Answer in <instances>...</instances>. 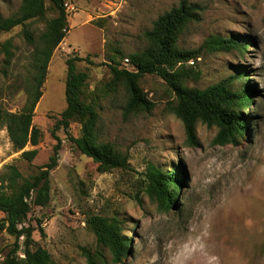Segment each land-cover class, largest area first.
<instances>
[{
  "label": "rangeland",
  "instance_id": "rangeland-1",
  "mask_svg": "<svg viewBox=\"0 0 264 264\" xmlns=\"http://www.w3.org/2000/svg\"><path fill=\"white\" fill-rule=\"evenodd\" d=\"M182 1L66 0L74 7L68 10L69 33L50 61L34 115L42 131L37 157L21 159L7 128L0 127V176L8 164H15L26 178L37 174L53 154L54 123L67 107V58L88 57L77 67L89 74L84 96L98 109L100 140L128 154L131 168L102 173L64 129L57 132L62 149L51 171V200L45 207L33 206L27 222L36 228L37 245L59 264H90L85 249L97 264H113L109 249L98 246L87 226L90 214L122 220L130 251L119 264H264V0H187L196 6L197 19L178 38L184 49H199L215 35L247 45L246 50L232 51L203 48L185 65L187 83L200 88L245 72L256 96L244 111L249 132L239 143L217 142L219 129L202 123L197 139L189 140L182 120L169 109L175 95L156 74L140 82L155 103L150 112L126 113L124 87L113 88L110 65L114 60L121 65L130 54L144 50L149 45L146 31ZM21 2L0 0V14H15ZM47 5L49 18L55 13L50 1ZM45 26L46 19L33 20L28 29L37 38ZM24 29L19 25L1 36L13 43L10 62L0 50V107L11 112L24 108L33 77L34 46ZM244 85L245 79H238L232 88ZM81 130L82 125L73 122L69 132L79 137ZM150 163L184 172L177 207L162 209L147 193ZM3 218L0 212V222ZM13 242L14 236L0 228V248ZM99 252L103 256L97 257Z\"/></svg>",
  "mask_w": 264,
  "mask_h": 264
},
{
  "label": "trees",
  "instance_id": "trees-1",
  "mask_svg": "<svg viewBox=\"0 0 264 264\" xmlns=\"http://www.w3.org/2000/svg\"><path fill=\"white\" fill-rule=\"evenodd\" d=\"M48 1L55 13L49 18ZM42 19H46L45 29L35 38L28 29V24ZM196 19V6L187 0L158 17L152 29L145 33L149 45L128 57L134 69L130 70L124 66V62L120 65L115 60V64L110 65L113 88L117 89L119 85L124 87L127 97L124 109L126 113L150 112L155 103L148 98L140 82L146 75L156 74L166 81L174 93L175 99L170 103L169 109L182 120L189 140L197 139V127L202 123L219 129L217 142L224 145L239 143L241 137L249 132V118L244 111L253 106L256 96V89L245 78V72L200 88L187 83L189 69L185 65L197 59L203 48L232 51L246 50L248 47L234 37L223 38L216 35L207 39L199 49L180 47V34ZM19 25L24 26L27 41L34 46L31 57L33 77L28 86L27 102L21 111L11 112L0 107V127L7 128L15 151H21V159L33 161L39 153L36 146L40 144L42 137L41 129L34 124L35 110L43 96L42 87L50 61L69 33L66 0H22L15 14L7 17L0 14V50L6 54L8 62L13 56V43L11 39L3 42L1 36ZM81 60H88V57L73 55L67 58V107L54 123L52 133L57 143L49 161L29 178L15 164H8L0 176V212L4 213L0 228L14 236L13 244L0 248V264H59L46 248L37 245L33 237L36 228L27 222L33 206L45 207L50 203L51 171L58 166L62 149V139L57 135L59 130H65L82 153L97 163L100 172L131 168L128 154L117 149L113 143L100 140L97 130L98 109L94 102L88 101L84 96L89 74L77 67V62ZM238 79H245V85L234 90L232 85ZM73 122L82 125L79 137H74L69 132ZM29 145L33 148L26 149ZM147 179L146 191L158 201L162 209L177 207L186 179L180 168L168 171L150 163ZM87 226L95 233L98 246L109 249L112 263H122L130 251V240L124 233L122 220L116 216L90 214ZM41 231L44 233L42 227ZM22 238L24 241L21 244ZM85 255L90 264H97L95 255L87 249ZM96 256L103 254L99 252Z\"/></svg>",
  "mask_w": 264,
  "mask_h": 264
},
{
  "label": "built area",
  "instance_id": "built-area-1",
  "mask_svg": "<svg viewBox=\"0 0 264 264\" xmlns=\"http://www.w3.org/2000/svg\"><path fill=\"white\" fill-rule=\"evenodd\" d=\"M66 7H67V10H70V9L74 8L72 5H68V4H66ZM123 64H124L125 67H127L130 70L134 69L132 67L131 60L129 58H126L125 62ZM0 257H1V254H0Z\"/></svg>",
  "mask_w": 264,
  "mask_h": 264
}]
</instances>
